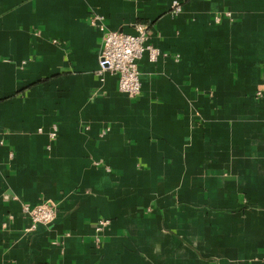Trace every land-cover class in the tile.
Here are the masks:
<instances>
[{
	"label": "crops",
	"instance_id": "0c3cea01",
	"mask_svg": "<svg viewBox=\"0 0 264 264\" xmlns=\"http://www.w3.org/2000/svg\"><path fill=\"white\" fill-rule=\"evenodd\" d=\"M137 25L129 97L101 29ZM0 264H264V0H0Z\"/></svg>",
	"mask_w": 264,
	"mask_h": 264
},
{
	"label": "built area",
	"instance_id": "2783aa9c",
	"mask_svg": "<svg viewBox=\"0 0 264 264\" xmlns=\"http://www.w3.org/2000/svg\"><path fill=\"white\" fill-rule=\"evenodd\" d=\"M182 7L179 1L173 2V9L176 13H180ZM226 17H231V15L228 13ZM216 21H221V17L217 16ZM93 24L95 23L93 22ZM101 30L103 31V40L98 74L103 76L109 73L117 76L118 89L121 93L129 97L139 96L142 91L139 61L147 54L151 62H156L161 54L157 48L147 43V27L137 25L135 34H128L123 31H104L103 28ZM56 136L57 127L54 126L50 132V138L55 139ZM22 210L31 221V226L27 231H34L39 225H50L57 213L56 206L47 202L34 206L25 204ZM107 225H109L108 220L99 222L95 229L97 241H99L100 234Z\"/></svg>",
	"mask_w": 264,
	"mask_h": 264
}]
</instances>
